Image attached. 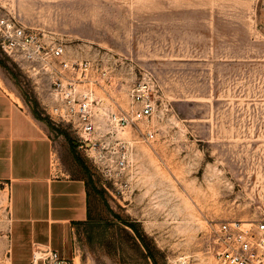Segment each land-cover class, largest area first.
I'll list each match as a JSON object with an SVG mask.
<instances>
[{
	"label": "rangeland",
	"instance_id": "1",
	"mask_svg": "<svg viewBox=\"0 0 264 264\" xmlns=\"http://www.w3.org/2000/svg\"><path fill=\"white\" fill-rule=\"evenodd\" d=\"M3 14L98 60L109 77L94 90L106 103L127 108L144 72L157 79L158 111L139 123L155 139L128 131L135 176L117 191L49 113L47 78L0 47V84L48 125L56 165L89 182L76 264H212L217 223L264 216V0H0ZM7 197L0 183V264H17Z\"/></svg>",
	"mask_w": 264,
	"mask_h": 264
},
{
	"label": "built area",
	"instance_id": "2",
	"mask_svg": "<svg viewBox=\"0 0 264 264\" xmlns=\"http://www.w3.org/2000/svg\"><path fill=\"white\" fill-rule=\"evenodd\" d=\"M0 47L19 61L31 75L49 81L51 116L76 130L77 144L93 156L107 178L118 183L117 191L131 188L133 143L126 139L133 129V142L150 143L152 128L139 123L150 121L158 111L157 79L144 72L128 91L130 105L106 103L94 87H103L109 70L98 60L72 55L66 44L48 30L27 26L14 16L0 15ZM212 264H264V216L252 220H225L217 223L210 244ZM27 264H76L49 245L36 244Z\"/></svg>",
	"mask_w": 264,
	"mask_h": 264
},
{
	"label": "crops",
	"instance_id": "3",
	"mask_svg": "<svg viewBox=\"0 0 264 264\" xmlns=\"http://www.w3.org/2000/svg\"><path fill=\"white\" fill-rule=\"evenodd\" d=\"M58 156L48 125L0 84V183L8 194L10 256L17 264L29 262L36 244L77 256L76 233L90 217L92 196L83 175L56 165Z\"/></svg>",
	"mask_w": 264,
	"mask_h": 264
}]
</instances>
